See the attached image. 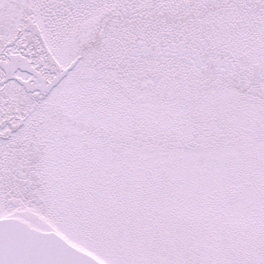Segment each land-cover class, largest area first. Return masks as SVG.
<instances>
[{
  "label": "snow or ice",
  "instance_id": "6c2138e0",
  "mask_svg": "<svg viewBox=\"0 0 264 264\" xmlns=\"http://www.w3.org/2000/svg\"><path fill=\"white\" fill-rule=\"evenodd\" d=\"M0 264H264V0H0Z\"/></svg>",
  "mask_w": 264,
  "mask_h": 264
}]
</instances>
